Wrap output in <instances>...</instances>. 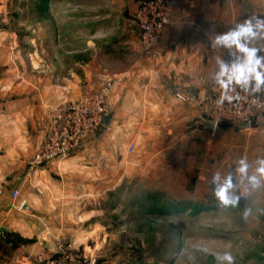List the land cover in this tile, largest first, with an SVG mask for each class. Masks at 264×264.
Wrapping results in <instances>:
<instances>
[{
    "label": "crops",
    "instance_id": "crops-1",
    "mask_svg": "<svg viewBox=\"0 0 264 264\" xmlns=\"http://www.w3.org/2000/svg\"><path fill=\"white\" fill-rule=\"evenodd\" d=\"M8 1L0 0V264H36L38 254L59 256L67 243L68 264H106L91 242L112 234L105 226L117 209L137 206L192 208L206 225L230 212L240 232L223 248L239 264H264V187L224 208L209 184L214 171L234 169L236 158L264 156V117L209 127L201 115L204 91L192 75L208 76L215 66L218 50L208 34L264 16V0H173L148 53L133 17L141 0H78L77 12L61 6L68 0H30L47 8L42 36L38 20L24 35L17 20L26 13ZM77 16L79 36L72 40L63 34ZM109 79L117 81L109 124L70 155L29 170L48 132L49 107ZM175 90L190 99L179 100ZM245 207L252 209L247 219Z\"/></svg>",
    "mask_w": 264,
    "mask_h": 264
},
{
    "label": "rangeland",
    "instance_id": "rangeland-1",
    "mask_svg": "<svg viewBox=\"0 0 264 264\" xmlns=\"http://www.w3.org/2000/svg\"><path fill=\"white\" fill-rule=\"evenodd\" d=\"M69 1L61 2V6L71 5L69 11L77 12L78 0ZM7 3L12 5L11 8L21 9L19 12L26 13L17 20V25L24 30V35L27 36L30 31L31 20L33 23L38 20L39 34L40 36L45 34L42 27L46 29L49 14L46 12L47 8L41 7V3L30 0H9ZM55 8L57 12L58 6L55 5ZM79 19L78 16L69 19L67 21L69 31L63 35L71 37L72 40L77 38L79 34L73 30L78 31L76 25L78 23L75 22ZM59 35L60 33L58 38ZM40 54L45 55V51ZM158 206L159 204H156L153 207ZM161 208L158 210L137 206L117 209L111 215L113 219H107L112 221V224L105 226L108 233L112 234L102 241L91 242V246L95 244L97 246L98 250L95 254L106 264H216L215 257L211 253L225 251L223 244L227 243L226 239L234 238V234L238 235L240 232L238 218L230 216V212L220 216L218 224L216 222L206 225L205 219L195 220V216L200 214L195 209ZM260 232L264 233V226L260 228ZM66 245L70 246L69 243ZM201 248H207L209 252L205 253L200 250ZM234 257L235 264H239V256Z\"/></svg>",
    "mask_w": 264,
    "mask_h": 264
},
{
    "label": "built area",
    "instance_id": "built-area-1",
    "mask_svg": "<svg viewBox=\"0 0 264 264\" xmlns=\"http://www.w3.org/2000/svg\"><path fill=\"white\" fill-rule=\"evenodd\" d=\"M174 5L173 0H141L133 13L135 22L140 30V44L145 52H152L156 46L159 34L167 23ZM226 58L228 54L226 52ZM210 71L208 76L201 74L195 77L197 87L204 91L201 102V115L208 120H213L215 127L222 121L230 124L251 125L254 120L264 117V93L257 97L241 93V99L233 104L227 102L218 107L215 103L219 92L211 81ZM117 88V81L106 80L97 91H83L78 97L68 99L62 103L49 107L48 132L43 143L35 150L28 164L32 170L46 162L61 159L75 151L83 139L93 133L102 124V117L108 113V99ZM173 95L181 101H188L190 95L180 90H175ZM134 150V143L129 142L127 152ZM18 194V189L12 191V196ZM69 246H64V251L59 256L52 254H38L36 264H68V254L65 252ZM91 259L89 264H93ZM76 264H83L77 262Z\"/></svg>",
    "mask_w": 264,
    "mask_h": 264
},
{
    "label": "clouds",
    "instance_id": "clouds-1",
    "mask_svg": "<svg viewBox=\"0 0 264 264\" xmlns=\"http://www.w3.org/2000/svg\"><path fill=\"white\" fill-rule=\"evenodd\" d=\"M211 47L218 50L215 57V70L211 81L219 95L215 101L218 107L226 102L233 104L241 99V93L257 97L264 93V16L249 15L235 22L220 33L208 34ZM220 50L228 54L225 59ZM232 170L212 173L209 184L211 194L224 208H236L242 198L255 189L264 187V156L253 161L242 156L233 161ZM252 209L245 207L241 213L247 219ZM208 253L209 249L201 248ZM216 264H235V257L230 251L214 252Z\"/></svg>",
    "mask_w": 264,
    "mask_h": 264
},
{
    "label": "water",
    "instance_id": "water-1",
    "mask_svg": "<svg viewBox=\"0 0 264 264\" xmlns=\"http://www.w3.org/2000/svg\"><path fill=\"white\" fill-rule=\"evenodd\" d=\"M111 112H108L107 114H105L103 117H102V120H101V123L103 124V125H108L109 124V121H110V119H111ZM207 125L209 126V127H213V125H214V122H213V120H208L207 121ZM241 126H248L246 123H244V124H241ZM24 208L26 207V206H23Z\"/></svg>",
    "mask_w": 264,
    "mask_h": 264
},
{
    "label": "trees",
    "instance_id": "trees-1",
    "mask_svg": "<svg viewBox=\"0 0 264 264\" xmlns=\"http://www.w3.org/2000/svg\"><path fill=\"white\" fill-rule=\"evenodd\" d=\"M157 209L159 210V208H157ZM161 209H166V208H161ZM161 209H160V210H161ZM171 209L175 210V209H177V208H171Z\"/></svg>",
    "mask_w": 264,
    "mask_h": 264
}]
</instances>
